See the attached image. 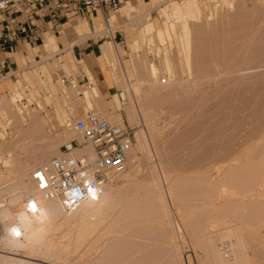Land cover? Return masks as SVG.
I'll use <instances>...</instances> for the list:
<instances>
[{
	"label": "rangeland",
	"instance_id": "374dc122",
	"mask_svg": "<svg viewBox=\"0 0 264 264\" xmlns=\"http://www.w3.org/2000/svg\"><path fill=\"white\" fill-rule=\"evenodd\" d=\"M139 1L141 3L140 10L136 6H132L127 13L121 11L122 17H119L117 9L109 19L112 31H118L115 37L117 45L112 41L110 42L115 45V58L121 60L118 59L117 62L116 59V70L118 73L120 72V77L122 76L121 78L117 77L111 64L107 62L108 70L116 83L111 88L104 86L100 76L92 75L88 65L83 60L79 62L80 64H76L77 62L69 56H60L47 61L40 60L37 63H32V61L34 59L39 60L40 58L38 57L25 58L22 60L25 64L24 68H18L6 80V88L1 90L0 94L2 93V96L0 98L4 95H10L15 87L22 90L23 95L20 101L12 103L10 106L8 105L3 111L4 113L0 114V132L2 133V136H0V155L3 158L2 161L0 160V208L8 206L11 211L15 212V217L20 216L24 230L38 228L40 223H43V226L46 227V232H44L42 237L44 239H49L50 237L58 238L68 225L75 222L77 217L71 218L70 222L64 221L62 225L64 224L65 226L63 225L64 227L62 228L60 225V229L58 227L59 222L56 223L51 219H43L41 222L38 219L31 220L26 217L24 212L26 202L32 203L34 207L36 203L33 200L25 199L18 191L17 184L21 181L20 177H22L23 171L24 174L26 173L24 177H27L30 181L29 171L33 169L31 166L39 159L50 143L56 141L54 144L56 145V152L58 151V147L65 140L55 139L53 141L54 137L52 136L62 130L61 119L83 116L86 111H92L93 109L95 112L100 111L98 113L103 115V117L112 119L115 101L111 93H116L119 96L125 89L126 98L131 90L132 92L130 93L135 96L133 88L138 77L141 78L143 76L142 70H140L145 66H143V61L154 62L158 65L160 64L159 55H165L169 59L170 71L167 73L160 70L156 75L157 81L154 87H157V89L145 87V84H140V88V85L138 86L140 90L137 88L138 95L135 97L137 98L140 125L131 126L134 127L135 136V141L132 144L133 151H135L134 153L138 159L131 161L129 158L126 169L109 178V183L113 185V188L116 189L124 185L132 192L138 185L141 186L143 184L149 177L147 175L153 170L155 177L159 181L162 198L166 202L162 206V215L163 217L165 216L163 219L164 224L159 226V222L152 221L148 227H141L136 230L132 229V227H127L114 232L111 236L102 238L97 245L95 244L96 246L88 243V245L83 244L79 249H76L77 252L72 250L66 256L62 254L61 256L60 254L56 255L57 257L59 256L58 258L54 256L55 254H52L51 246L42 245L39 242L32 243V246L21 244V248L20 245L17 246L18 248L12 246L14 248L11 249L9 244L7 245L4 241H0V264H137L140 262L139 258L146 253H154L155 258L159 256L157 257L158 259L156 258L157 260L154 258L153 263L150 262V264H155L154 261L156 260L155 262L157 263L160 259L165 262H163L164 264H175L172 262L174 261L172 259H176L175 254H173L174 250L179 255L176 264H203L198 256L200 249L194 245L193 237L197 235V231H194L196 229L195 226L197 227L199 223H202L203 215L207 210L202 205L203 201L201 202V195L198 194V191L206 189L208 185L198 184L197 177L200 173L207 170L206 167L216 152L217 154L214 158L218 154V157L228 155L227 153L236 150L237 147H240V143L245 140L248 142L244 145L252 147L254 149L252 150L253 152L255 149H257L256 151L260 150L261 145L264 147V0H197L198 11H194L192 16L187 19L190 32L189 49H186L183 42H181L184 38L181 33V19H177V15H174V17L168 11L169 15L167 18L161 12V7H163L164 3H158L155 0H152L153 2L151 3L154 6L149 12L141 13V11L150 7V3L149 0ZM174 1L179 2L180 0H166L165 4L170 6ZM140 14L141 17L139 16ZM114 16H117V18ZM170 20L174 23L172 30L168 27L169 23H171ZM82 21L81 18H73L70 24L75 26L81 24ZM149 22L155 28L152 34L154 42L152 47H150L151 49L146 42L148 31L145 25ZM163 22L165 26H163ZM101 23V31L103 32L100 36L101 40H103L108 38V36H104L103 33H106L104 31V23L102 21ZM198 28L202 34H200ZM157 29L159 30L157 31ZM195 35L202 37L200 39L194 37ZM193 37L201 40H198L201 46L199 42L197 45ZM195 45H197V49H195ZM105 47H108L107 44ZM58 48L60 49L59 52ZM51 50L57 52L55 55H77V50L72 47V44L67 42L57 44V47L53 48L45 46L44 50L40 46V50L37 49L29 55H52ZM194 51L197 52L195 53ZM185 53L188 54V59L190 58L191 70L190 68L187 70L184 60ZM237 59L242 60L240 62ZM197 63L205 64L206 66H203H205V69L207 68L206 71L197 73L195 70ZM120 69L126 70V72L123 70L125 75H122L123 73ZM60 70L69 73L75 81L77 79L76 75L80 73V70L83 71L88 80H79V88L85 87L86 81L91 83L89 74L93 76L98 95L95 101V96L92 98V103L95 102L91 106L92 110L84 107V103L78 98L74 87L60 83L58 79ZM139 71L140 73H138ZM189 71L192 73H189ZM125 78L133 86L131 89L127 88ZM91 84L93 85V81ZM148 88L152 91H149ZM156 90L157 94L154 92ZM65 92H68L67 96ZM47 94H49V100L45 101ZM150 98H153L152 100L155 103L148 102V99L151 100ZM36 101L43 106H41L43 111L38 109L36 112ZM101 104L106 105L112 114L106 110L104 111ZM28 108H32V110L34 108L33 113L36 112L37 122L25 123L23 111L28 110ZM145 110L147 112L150 111L152 120ZM121 111L123 112L122 109ZM107 114L112 117L110 116V118ZM68 131L70 132V134L68 133L69 136L78 138L77 133L71 127ZM258 137L260 138L257 139ZM253 139L258 141L259 144L255 140L252 141ZM230 149L231 151H228ZM256 151L255 153H257ZM253 152L252 155L254 156ZM55 155H51L50 158ZM144 177L146 178L143 181H139ZM142 188L144 190V187H138L137 191L143 192ZM253 192L252 195L254 196L244 197V204L251 202L254 204L255 201V203L261 205L262 211L259 212L258 216L257 214L250 218L247 214L243 216L242 222L244 223L242 224L245 226L242 231L245 232L244 234L249 233V231L252 233H249L250 235L248 236L247 233L245 236L246 239H249H247L249 254L253 255L255 253L254 256L256 258L253 256V259L255 258L258 261L254 259L252 264L254 262L255 264L256 262L263 264L264 187L262 190L256 189ZM256 192L257 194L259 192L260 195L255 194ZM21 197H23L22 200ZM30 203L29 205H31ZM240 211L244 210L235 209L232 212L229 211L228 216H232L231 218L235 220L238 216L241 218ZM153 214L152 218L155 217V214L157 215V213ZM110 216L112 214L107 215L106 220ZM258 217L259 220L257 219ZM10 219L11 213L8 212L3 219L4 225H7ZM235 220H232L233 222L230 224L235 226ZM245 223L248 224L246 225ZM199 226L201 225L199 224ZM2 227L3 225L0 227L1 234L4 233ZM207 230H204L206 235L217 234L222 231V229L214 232H210V229ZM204 232L201 234L205 235ZM95 236L97 235L92 236L93 239H95ZM93 239L91 238V241ZM170 240H172V243ZM162 252H164L165 256ZM102 256L106 257L100 262L99 259ZM162 260L159 261L160 264H162Z\"/></svg>",
	"mask_w": 264,
	"mask_h": 264
},
{
	"label": "bare ground",
	"instance_id": "6f19581e",
	"mask_svg": "<svg viewBox=\"0 0 264 264\" xmlns=\"http://www.w3.org/2000/svg\"><path fill=\"white\" fill-rule=\"evenodd\" d=\"M155 1L158 3H164L163 7H161V12L167 18H168V15L170 13L172 16L177 15V19H179V18L181 19V26H182V32L181 33H182L183 38H184V40L183 41L181 40V42H183V44L185 45V47L187 49L189 47V43H190V38H189L190 32H189V27L187 25V19L189 16H192L194 11L195 12L198 11L199 5H198L197 0H180L179 2L174 1V2H172V4L170 6L168 5L169 8L165 4L166 0H155ZM129 8L131 9L132 6L128 2H126L125 5L122 7V11L127 13L130 10ZM168 11H169V13H168ZM139 16L141 17V14ZM162 17H163V15H162ZM139 19H141V18H139ZM164 22H166V20H164ZM164 22H163V26H165ZM170 22L171 23H169L168 27L171 28V30H172L174 23L171 20H170ZM145 26H146V30L148 31V37L146 39V42L150 48V47H152L153 42H154L152 34L154 33L153 29H155V28H154V25L150 22L147 23ZM233 28H234V26H233ZM158 30L159 29H157V31ZM228 33H229V31H228ZM200 34H202L201 30H200ZM198 35H195L194 37H198L201 39L202 36L199 37ZM154 36H155V34H154ZM194 37H193V39L197 42V45H198V42L201 40L198 39L199 40L198 41L197 38H194ZM109 43L110 44L107 47V49L103 55H105L104 57H105L106 61L111 64V67L116 72V76L120 77V74H119L120 72L118 73L116 70V63L118 62L119 58L117 59L114 56L115 45L111 44L112 42H109ZM197 45H195V47H196V48L194 47L195 49H197ZM199 45L201 46L200 42H199ZM46 46L49 48V45H46ZM211 49H212V47H211ZM184 51H186V50L184 49ZM194 52L196 53L197 51H194ZM198 55H199V53H198ZM252 56H254V55H252ZM159 57H160V61L159 60H157V61H159L160 64H158V65H156L154 62H147L146 60L143 61V66L144 65L145 66H144V68H142L143 66L141 65L142 69H140V70H142L143 76L142 77L140 76L141 78L138 77V79L136 80L137 81L136 85L133 88L135 96L138 95L137 90L141 87L140 84H142V85L145 84L146 85V86L144 85L145 87L148 86L150 88H153L154 90L157 89V87H154V85L156 84V81H157L156 75L160 72V70H163V71L169 73L170 64L168 62L169 61L168 57L165 55H162V56L159 55ZM258 57H259V55H258ZM116 59H117V62H116ZM189 59H188V54L185 53L184 60H185L187 70H188V68H190V70H191ZM196 59H197V57H196ZM252 59H254V58H252ZM133 60H135V59H133ZM200 60H201V58H200ZM237 60L239 61L240 59H237ZM241 60H240V62H241ZM139 63L142 64L141 61H139ZM202 63H205V62L203 61ZM136 64H138V63L136 62ZM133 65H134V63H133ZM203 65H205V64L197 63L196 69L194 68L197 73H203L204 71H206V69H207V68L205 69L206 65L205 66H203ZM221 65H223V64H221ZM119 66H120V64H119ZM137 67H139V66H137ZM227 67H229V66H227ZM213 69H215V68H213ZM120 70L123 73L124 69H120ZM135 70L137 71V69H135ZM124 71L126 72V70H124ZM208 71H210V70H208ZM193 72H195V71L193 70ZM138 73H140V71ZM189 73H192V72L189 71ZM122 75H125V74L123 73ZM120 78H118V79H120ZM89 79L91 80V83L93 81V85L89 81H87V82H85V87L79 88L78 86H76V87H74V89H75L74 91L77 94L78 98L82 101V103H84V107L92 110L91 106L93 103H95V102L92 103V101H93L92 98L95 96L94 97V101H95V98H97V95H98V90H97V86H96V83L94 81V78L90 74H89ZM126 86L128 89H131V87H133V86H131V84L128 82L127 79H126ZM138 86H139V88H138ZM124 91H125V89L120 93V95L122 97H120V95L118 96L117 94H112V97L114 98V101H115L113 104L115 109L113 110L111 107V109L113 110V115H112L113 118L112 119H107L108 117H106V118L103 117V115L98 113L100 111L95 112V111H93L94 110L93 109L91 112L98 114L100 117L106 119L109 122L121 121L124 118L132 126L140 125L139 124L140 116L138 113V104H137V100H136L137 98L132 93H130V92H132V90L129 92V96L126 98ZM149 91H152V90L149 89ZM154 92H155V94H157V90ZM130 94H131V96H130ZM145 94H147V93H145ZM22 95H23L22 90H20L18 87H15L12 89V92L10 95H8V96L4 95L2 98H0V114L4 113L3 111H5V109L8 105L10 106L12 103L20 101V99L22 98ZM65 95L67 96L68 92H65ZM144 96H148V95H144ZM159 96H161V95H159ZM116 99H117V102H116ZM152 99L151 100L148 99V102H154V100H152ZM48 100H49V94H47L45 96V101H48ZM98 100H99V98H98ZM41 106L42 105L40 104V102L38 103V101H36V108H37L36 112L38 109H40V110L42 109ZM101 106L104 109V111L106 110L108 113L112 114V112L107 108L106 105L101 104ZM22 108L24 109V107H22ZM121 109L124 112V116H123V112L121 111ZM146 110H145V112L148 114L149 118L152 120V114L149 113L150 111L147 112ZM19 111H20V108H19ZM33 111H34V108H33V110H32V108H28V110L23 111L24 112V114H23L24 121L26 124H29V123L31 124V123L38 121L36 116H35L36 112L33 113ZM42 111H43V109H42ZM108 116L110 117L111 115H108ZM79 117H82V116H79ZM79 117H75V118H79ZM72 118H74V117H68L65 119H61V125H63V128H62V130H59L56 135L52 136V137H54L53 141L56 139V140H65L64 142H66L67 140L74 138V137H71L68 135V133L70 134V132H69L70 130L68 131V129H70L69 125H70V121ZM223 121H225V120H223ZM0 136H2L1 132H0ZM258 136H259V134H258ZM77 137L80 138V136L78 134H77ZM259 138L260 137H258L257 139H259ZM255 139H253L252 141H254ZM218 142H219V140H218ZM246 142H248V141L245 140L242 143H240V147H237L238 149L236 148V150H232V151H231V149L228 150V151H231V152L227 153L228 155L218 157V155H219L218 154L217 157L214 158V156L217 154V152L215 155L213 154L214 156H213V158H211L212 160L209 161V159H208L209 163L206 167L207 170L200 173L199 176L197 177V183L198 184H200V185L202 184L205 186L208 185L206 187V189L198 191V194L201 195L200 200H201V202L203 201L202 205H203V207H205V209L207 208V210H206V213H204V215H203L204 218L202 217L203 218V221H201L202 223H199L201 226H199V224L197 225V227L195 226L196 229H194V231L195 230L197 231L196 232L197 235L195 234L196 236L193 237L194 239L192 238L194 240V242H193L194 245L198 246L200 249L199 250L200 253L198 256L200 257V260L203 264H252V260H254L256 258L254 256V254H255L254 252H252V253H254L253 255L249 254V246L247 245V239L248 238L247 239L245 238V236L248 232L246 234H244L245 232L242 231V229H244V226H245L244 224H242V223H244V222H242V220H243V216H246V214L250 218L252 216L254 217L256 214L258 216L259 212L262 211L261 205L255 203V201H254V204H253V202H251L249 204H244L245 203L244 197L245 196H251L254 193L253 192L254 190L255 191H256V189L262 190V188L264 187L263 186L261 188V186L264 185V147L261 145L260 150L256 151L257 149H255V151L258 153L257 154V153H255V151L254 152L252 151V150H254V149H252V147L250 148V147H248V145H244ZM256 142L258 143V141H256ZM54 143H56V141L50 143V145L47 147V149L44 152H42L39 159L36 160L33 163V165L31 166L33 169L31 171H29L30 181L28 180L27 177H26L27 180L24 177L26 175V173L24 174V171H23L24 168L22 167L23 168L22 169L23 175L21 172L22 177H20L22 182L20 181L19 182L20 184L19 183L17 184L18 185V191L20 192V195L23 196L25 199H27V200L30 199L29 201L33 200L36 203L35 207L33 206L35 211H31L30 206L32 205V203L29 202L31 204V205H29V203L26 202L27 204H26L24 212L26 214V217H29L31 220L38 219V221L42 222L43 219H45V220L51 219L52 221H55L56 223L59 222L58 223L59 229L61 226H62V228L65 226L64 224H63L64 226L62 225V223L64 221L68 222L73 217H77V218H75L76 219L75 222L68 225V227L62 231V233L58 236V238L50 237L49 239H44L42 237V235L44 234V232H46V227L43 226V223H40L38 228H31L29 230H24L22 228V225H21V223H22L21 217L20 216L15 217L14 216L15 212L13 210L11 211L9 209V207L7 206L5 208H0V227L3 225L2 229L4 230V233H2V234L0 233V241H4V243H6L7 245L9 244V247H11V249H13L15 246L17 247L19 245L21 248V244L32 246L34 243L39 242L42 245L51 246L52 250H53L52 254H55L54 256L59 255V254H60V256H61V254L66 256L72 250H75L74 252H77L76 249L77 248L79 249V247L83 244L88 243L92 246H93V244H94V246H96L97 243L100 240H102V238H105L107 236H111L112 234H114V232L119 231L121 229H125L127 227H132V229L136 230L138 228L140 229L141 227L142 228L148 227L149 224L152 223V221L159 222L160 223L159 226L164 224L163 219L165 216L163 217V215H162V213H163V209H162L163 207L162 206H164V204L166 202L164 201L165 199L162 198V194H161V191L159 189V181L155 177L153 170H151V171L149 170L150 173H149V175H147V177L148 176L149 177L141 185L142 187H144V190L142 188L143 192L137 191L138 187L141 188V186H139V185L136 187L137 189L136 188H134V190L132 189L133 190L132 192H131V190L127 189L126 186H124V185L119 186L115 189V188H113V185H111L109 183L110 180H108V182L106 181L100 188H98L95 191H92L76 207H74L73 209H70V210H64L61 207V205L57 199H54V198L45 199V198H43L41 196L40 192L38 191V189L36 188V185H35L34 181L32 180L30 174L35 168H41L44 170H48L50 156L54 155V154H56V155L58 154V151L56 152V145ZM249 143H250V141H249ZM257 143H255V144L257 145ZM253 144H252V146H253ZM249 146H251V145H249ZM254 147H255V145H254ZM83 149L88 151V152H90V150H91V148L88 145H86ZM212 151H214V150H212ZM134 152L135 151H133V146H131V148L128 152V159L130 158L131 161H133L134 159H138L137 155ZM252 152L254 153V156L252 155ZM256 154H257V156L255 158ZM2 159L3 158L0 155V160L2 161ZM0 174H1V171H0ZM124 174H126V173H124ZM145 178L146 177L142 178V180H139V181H143V179H145ZM255 194H257V192ZM257 195H260L259 192ZM252 196H254V195H252ZM23 197H21V200ZM235 209L236 210L237 209L244 210L242 212L240 211L241 212V216H240L241 218H239V216H238V218H236V220L232 219L231 218L232 216L231 217L228 216L229 211L232 212ZM8 212L11 213V219L9 220V223L7 225H4L3 219L6 215V213H8ZM153 213H157V215L155 214L154 218H152ZM110 214H112V216H110L109 218H107L108 220H106V216L110 215ZM153 216H154V214H153ZM263 217H264V215H263ZM257 219L259 220V217ZM232 220L236 221L235 226L233 224L232 225L230 224L231 222H233ZM245 224L247 225L248 223H245ZM151 229H152V227H151ZM162 229H163V226H162ZM207 229H210L209 230L210 232H214L216 230L221 231V229H222V231L217 233V234L215 233V234L206 235L204 230H207ZM203 232L205 233V235L201 234ZM249 233L252 234L251 231H249ZM249 233L247 234V236L250 235ZM93 235H97L94 237L95 239H93V237H92ZM251 237H252V235H251ZM91 238L93 239V241H91ZM249 238H250V236H249ZM169 239H170V237H169ZM170 241L172 243V240H170ZM12 246H14V247L12 248ZM84 246H86V245H84ZM146 247H147V245H146ZM157 248H159V247H157ZM251 248H253V247H251ZM84 249H86V248H84ZM112 251H113V249H112ZM143 251H145V250H143ZM174 251L175 252L173 254H175L176 259H172V260H174L172 262L176 264V260L178 259L177 257L179 255L177 254L176 250H174ZM159 252H160V250H159ZM163 253L164 252H162V254ZM156 254H158V253H156ZM108 256H109V254H108ZM253 256L255 257L254 259H253ZM104 257H106V256H104ZM104 257L102 256L101 259H99L100 262ZM157 257H159V256H157ZM140 258H139L140 262H138L137 264H150V262L153 263V259L155 258V254L154 253H146L145 255H143ZM165 259H167V258H165ZM160 260H162V259H160ZM255 260L257 261V259H255ZM258 260H260V259H258ZM155 261H154L155 264H158V263L160 264L159 261L157 263ZM163 262L164 261L162 260V264L165 263V262L164 263ZM257 262H256V264H258ZM100 264H103V263H100ZM254 264H255V262H254Z\"/></svg>",
	"mask_w": 264,
	"mask_h": 264
},
{
	"label": "built area",
	"instance_id": "2783aa9c",
	"mask_svg": "<svg viewBox=\"0 0 264 264\" xmlns=\"http://www.w3.org/2000/svg\"><path fill=\"white\" fill-rule=\"evenodd\" d=\"M120 2L121 0H0V15L4 11H16L19 7L29 10L36 7L54 8L64 16L70 11L79 13L82 10L88 12L98 9L103 18L104 31L111 32L114 38L106 11L117 9ZM12 23L13 18L0 20V43L11 40ZM74 60L76 64H80V54ZM76 78V81L73 80L64 70H60L58 74L60 83L72 87L78 86L79 80H88L81 70ZM69 126L80 138L62 143L58 147V154L50 158L48 170L35 168L30 174L41 196L45 199H57L64 210L73 209L109 178L124 171L128 164V152L135 141L134 127L124 118L109 122L94 112L86 111L82 117L72 118ZM86 145L91 148L90 152L83 149ZM30 210L35 211L32 205Z\"/></svg>",
	"mask_w": 264,
	"mask_h": 264
},
{
	"label": "crops",
	"instance_id": "0c3cea01",
	"mask_svg": "<svg viewBox=\"0 0 264 264\" xmlns=\"http://www.w3.org/2000/svg\"><path fill=\"white\" fill-rule=\"evenodd\" d=\"M126 2L131 6L135 5L140 10L141 3L139 0H121L117 7L119 17H122V7ZM151 2L153 1L149 0L150 7L141 11V13L149 12L153 8L154 4ZM117 9H107V15L112 17V13ZM114 17L117 18V16ZM10 18H13L11 40L0 43V92L6 88L5 82L11 77V74L18 68H24L25 64L22 60L25 58L31 56L40 58L39 60L34 59L32 63H37L40 60H52V58L60 56H69L75 59L77 55H55L57 52H54V50H51L52 55H29L37 49L40 50V46L44 50L46 45L53 48L64 42L72 44V47L77 50L76 53L80 54L82 60L88 65L92 75L100 76L106 88L116 85L103 54L107 49L105 45L109 46L110 41L117 45L115 37L118 31L114 30V38H112L111 32L103 33L108 38L101 40L100 34L103 32L101 31V21L103 22V18L98 9H92L88 12L82 10L79 13L70 11L64 16L58 9L54 8L36 7L29 10L19 7L16 11H4L0 15L2 21ZM73 18H81L83 21L81 24L72 26L70 21ZM112 94L116 93H111V96ZM0 96H2V93Z\"/></svg>",
	"mask_w": 264,
	"mask_h": 264
},
{
	"label": "snow or ice",
	"instance_id": "6c2138e0",
	"mask_svg": "<svg viewBox=\"0 0 264 264\" xmlns=\"http://www.w3.org/2000/svg\"><path fill=\"white\" fill-rule=\"evenodd\" d=\"M37 175H39V174H37Z\"/></svg>",
	"mask_w": 264,
	"mask_h": 264
}]
</instances>
